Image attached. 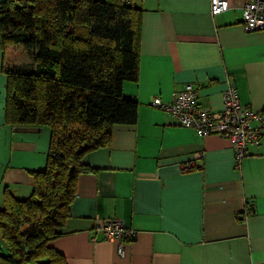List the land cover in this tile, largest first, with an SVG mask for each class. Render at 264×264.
Here are the masks:
<instances>
[{"label":"crops","instance_id":"1","mask_svg":"<svg viewBox=\"0 0 264 264\" xmlns=\"http://www.w3.org/2000/svg\"><path fill=\"white\" fill-rule=\"evenodd\" d=\"M228 1L212 15L209 0H135L138 78L122 89L137 100V118L114 124L109 144L82 158L96 170L78 175L70 214L48 242L66 264H264V138L236 168L226 137L198 136L151 104L191 83L199 105L218 110L230 80L242 104L264 109V30L245 32L246 0ZM24 52L0 42V206L4 187L30 194V170L44 167L48 151V126L5 122L3 68L26 62ZM106 217L135 231L122 254L116 239L94 230Z\"/></svg>","mask_w":264,"mask_h":264},{"label":"trees","instance_id":"2","mask_svg":"<svg viewBox=\"0 0 264 264\" xmlns=\"http://www.w3.org/2000/svg\"><path fill=\"white\" fill-rule=\"evenodd\" d=\"M141 10L135 0L0 1L1 45L28 58L3 68L5 122L50 129L30 194L3 189L0 264H66L48 242L70 214L78 175L96 170L82 158L109 144L114 124L137 118L122 83L138 78Z\"/></svg>","mask_w":264,"mask_h":264},{"label":"built area","instance_id":"3","mask_svg":"<svg viewBox=\"0 0 264 264\" xmlns=\"http://www.w3.org/2000/svg\"><path fill=\"white\" fill-rule=\"evenodd\" d=\"M229 8L228 0H209L210 14L214 15ZM245 32L264 30V0H246L242 6L240 21ZM151 104L175 117L181 126L191 128L198 136L218 134L230 141L233 150L234 165L240 167L249 147L259 145L264 138V109L254 111L241 103L237 87L227 80L222 94V105L218 110L200 106L197 101L196 88L186 83L180 90L174 91L169 101H162L155 96ZM195 162H203V151H197ZM194 166V162L182 164V169ZM94 230L101 231L106 237L117 240V249L123 253L124 240L132 239L134 229L125 225L116 217L98 218Z\"/></svg>","mask_w":264,"mask_h":264},{"label":"rangeland","instance_id":"4","mask_svg":"<svg viewBox=\"0 0 264 264\" xmlns=\"http://www.w3.org/2000/svg\"><path fill=\"white\" fill-rule=\"evenodd\" d=\"M24 53L26 54V52H24ZM27 61H28V58L26 59V62ZM0 251H2V252H6L7 251L6 243L1 239V237H0Z\"/></svg>","mask_w":264,"mask_h":264}]
</instances>
